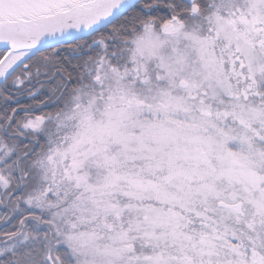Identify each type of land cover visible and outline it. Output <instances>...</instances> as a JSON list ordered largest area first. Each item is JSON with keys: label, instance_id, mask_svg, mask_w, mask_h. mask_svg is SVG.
<instances>
[{"label": "snow or ice", "instance_id": "6c2138e0", "mask_svg": "<svg viewBox=\"0 0 264 264\" xmlns=\"http://www.w3.org/2000/svg\"><path fill=\"white\" fill-rule=\"evenodd\" d=\"M0 264H264V0H0Z\"/></svg>", "mask_w": 264, "mask_h": 264}]
</instances>
